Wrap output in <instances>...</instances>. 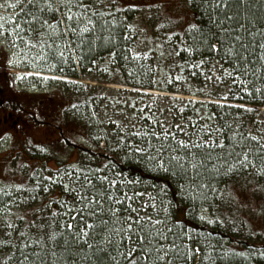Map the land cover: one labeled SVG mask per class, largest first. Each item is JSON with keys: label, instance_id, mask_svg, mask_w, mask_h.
Wrapping results in <instances>:
<instances>
[{"label": "rangeland", "instance_id": "rangeland-1", "mask_svg": "<svg viewBox=\"0 0 264 264\" xmlns=\"http://www.w3.org/2000/svg\"><path fill=\"white\" fill-rule=\"evenodd\" d=\"M116 1L123 7H133L136 12L130 23L133 39L131 53L138 63L150 69L147 76L150 79L144 83H151L152 88L132 84L134 80L115 68L110 56L95 62L79 79L51 73L56 67L48 56V45L52 44L50 37H45L47 45L43 58H40V48L26 43L33 39L34 34L26 36L25 29L15 28L19 24L23 29L17 18V0H0V16L11 18L4 25L6 31L0 35V143H3L0 144V241H8L11 245L0 244V261L10 256L6 264H15L13 261L20 257L18 251L28 240H32L31 245L35 244L36 252L41 251L35 241L43 233L31 227L33 222L44 223V232H52V226L49 228L48 225L53 220L67 219L71 222V219H87L81 212L83 206L79 196L84 192L76 173L81 169H97L100 164L96 156L87 150L90 146L86 136L88 125L81 117L73 115L70 108L72 102H83V107H88L91 116L99 122V129H107L116 139L126 133L148 141V147L144 146V142L130 144L136 149L148 150L150 155H154L153 150L159 148V140L155 138L162 137L165 131L188 141L187 134L193 131L200 133V129L207 125L214 132L213 139L221 141L220 133L215 132L218 128L209 124L207 109L188 107L186 102L174 97L231 103L227 100L231 86L235 84L232 82L235 76L225 75V71H231L218 61L198 59L185 64L186 61L179 59L174 52H165L160 41L164 35L171 43H177L176 48L181 42H186L181 38L189 30L194 16L189 0ZM11 4H17V7H9ZM16 33L22 39L17 38ZM205 64H210V67L204 68ZM146 72L141 80L146 77ZM209 76L211 79H207ZM45 77L85 86H51ZM4 112L10 114L6 119ZM82 113L88 112L83 110ZM252 133L264 145V113ZM200 134L207 141L208 136ZM191 139L199 141L196 136ZM100 146L104 148V143L101 142ZM133 157L138 160V156ZM101 169V176L117 182L120 194L126 192L133 197L131 201H125L123 207L130 203L140 216H151L153 221L163 222L156 225L152 232L162 231L169 225V228L174 227V215L170 211L173 201L166 192L156 190L150 180L136 179L134 174L116 172L111 166ZM103 170H106L105 173ZM134 193L143 195L135 196ZM224 203L244 218L241 228H235L241 240L262 245L264 190H258L249 180L239 179ZM218 215L209 210L200 211L201 220L225 227ZM7 232H11L10 237ZM21 232L26 235L22 237ZM44 239L47 240V237ZM204 242L208 246L211 240L204 239ZM124 244L128 242L124 241ZM48 250L46 244L42 251Z\"/></svg>", "mask_w": 264, "mask_h": 264}, {"label": "trees", "instance_id": "trees-1", "mask_svg": "<svg viewBox=\"0 0 264 264\" xmlns=\"http://www.w3.org/2000/svg\"><path fill=\"white\" fill-rule=\"evenodd\" d=\"M84 2L92 3L93 9L103 11L104 15L92 16L94 27L89 26L91 30L83 34L79 33V29L84 27L87 21L82 16L81 23L73 25L77 27L76 36L70 33L67 37L57 36L49 32L48 36L52 44L48 49V56L50 62L56 67L50 72L79 79L82 78V73L91 68L95 62L110 56L114 67L124 73L125 77L134 80L132 84L137 87L152 88L151 83H144L150 79L147 77L150 69L138 63L131 53L133 39L130 23L136 13L133 7H123L116 0H102L100 4H96L95 0H84ZM189 2L195 15L191 25H196V28L193 29L190 25L187 33L181 38V41L186 40V42H181L178 48L175 46L176 42L171 43L162 35L160 41L165 52L168 54L174 52L175 56L186 61L185 64L198 59L218 61L232 72L236 65L235 57L230 56L226 49L232 47L234 52H239L243 51L240 48L241 43L248 45L244 53L250 61L248 74L240 76V79L244 81L243 84L237 82L231 86L232 91L227 100L231 103L176 98L178 101L186 102L188 107H203L209 111V124H214L212 128L221 130L219 137L226 145L225 151H232L234 148L232 157L224 156L228 163H221L216 159L218 155H223L221 149H212L213 159L207 161L203 167L192 169L187 163L190 159L187 154L188 150L179 147L177 141L180 139L176 137L173 139L172 135H169L167 139L164 136L159 139L155 138L159 140L157 149L163 148L162 153H158L157 150H153L154 155H150L148 150L137 152L130 142L140 144L144 140L126 133L121 134L120 138L116 135L118 136L116 139L113 134L108 133L107 129L100 130L99 122L91 116L88 107H83L85 106L83 102L76 101L71 103L70 108L73 115L81 117L88 125L86 136L90 146L87 150L96 156L100 164L97 167L100 171L96 168L81 169L77 171L76 176L80 179L81 189L85 187L84 176H88L97 188H107V183L102 185L98 177H101L103 166L108 168L111 166L116 172L134 174L138 180H150L155 184L156 190L166 192L173 201L170 211L172 216L174 215V227L169 228V225L163 228L161 232L167 240H160V243L170 245L175 242V245H178L170 253L173 256L178 254L180 257L174 259L173 264H264V242L262 245H255L247 240L242 241L235 228H241L244 218L231 211L228 203H224L230 198L233 185L239 179L249 180L258 190H264V174L260 171V157L264 156V152L257 151L262 143L258 139L256 141L251 139V136H254L252 130L259 123L261 114L264 113L261 110L264 107V61L259 59V56L264 54V48L259 47L264 44V0H227V6L221 5L220 7L214 6V0H189ZM27 7V0L19 3L17 18L25 29L24 35L30 36L33 33L27 31V21H30L31 17L22 11V8ZM72 11L76 15L83 12L82 9L76 7H73ZM88 15L91 16V12ZM45 18H49L47 14ZM33 26H35L34 22ZM65 26L66 24L61 25V29ZM222 28L228 29V32L221 31ZM237 35L241 37L240 41H234ZM67 41H71L70 49L65 46ZM221 41H223L222 46ZM213 44L217 45V49L211 48ZM189 49L191 51H188ZM61 51L64 52L62 57L59 53ZM203 67L209 68L210 64H205ZM144 69L147 71L146 77L141 80L145 74ZM257 69L259 71H256ZM253 71L256 72L255 75H252ZM233 75L235 76V73ZM46 81L51 86L73 85L82 88L85 86L82 83L54 78H48ZM247 109H252V111ZM83 110L88 113H82ZM233 134H235L234 139ZM101 142L104 143V148L100 146ZM196 142L199 143V141ZM144 143V146L148 147V141ZM191 151L203 150L192 149ZM243 152H247L249 160L256 167L249 165L243 168L237 164L236 170L225 175L228 164H235L237 159H243L242 154L237 157L236 153ZM135 155L138 156V160L133 157ZM174 155L184 157L182 163L186 171L177 167L174 162L169 165V158ZM149 157L162 158L169 171L165 172L157 168L156 160H149ZM213 165L219 168L218 172L214 170ZM105 171L103 170L104 173ZM87 191L89 194L92 193L91 189ZM110 191L115 192L117 196L122 194L117 185ZM123 206L117 205L116 207ZM52 210L58 213L54 208ZM201 210L218 213L217 217L222 223L224 222L225 227H222L220 223L201 220ZM87 220L89 223L92 222L90 217H87ZM68 224H72L73 229L67 228ZM81 225L82 221L77 219H71V222L67 219L59 222L53 220L51 226L52 232L56 233V239L54 242H47L45 239L49 250L38 252L44 264H73V261L75 264H112L104 253H91L86 247L80 251L83 246L75 242L73 231ZM155 233L152 232V235L155 236ZM204 239L211 240L208 246ZM66 241L67 244H65ZM31 243L32 240H28L27 247L18 251L20 257L13 263L19 264L23 260L22 253H26L29 261L25 264H33V261L35 264H40V260L32 255L37 248ZM189 249L192 250L191 258L184 259ZM195 249H199V252H195ZM255 249L256 252H254ZM121 250H124L123 247ZM50 251H55L56 256H51ZM108 251L117 257L119 264H125L118 253L112 251L111 248ZM89 255L92 257L91 260L84 259Z\"/></svg>", "mask_w": 264, "mask_h": 264}, {"label": "snow or ice", "instance_id": "snow-or-ice-1", "mask_svg": "<svg viewBox=\"0 0 264 264\" xmlns=\"http://www.w3.org/2000/svg\"><path fill=\"white\" fill-rule=\"evenodd\" d=\"M21 2L22 0H17V3ZM101 2L102 0H95L96 4H100ZM27 5L28 7L22 8V11L31 17V20L27 21V31L32 32L34 35L33 39L26 43L33 48L37 46L40 48V58H43V50L47 45L45 37L49 35V32L57 36L64 35L67 37L69 33L72 36H76L77 27H74L73 25H79L82 16L83 19L87 21L84 27L79 29V32L83 34L91 30L89 26L94 27L92 16L101 17L104 15L103 11L93 9L92 3H85L84 0H27ZM221 5L227 6V0H214L215 7H220ZM8 6L15 8L17 7V4H11ZM73 7L82 9L83 12L80 15H76L72 11ZM89 12H91V16L88 15ZM45 14H47L49 18H45ZM9 19L11 18L0 16V35L6 31L4 25ZM227 19H231V17H227ZM33 22L35 26H33ZM65 24L66 26L61 29V25ZM15 28L24 31L19 24H16ZM191 28L195 29L196 25H191ZM221 31L228 32V29L222 28ZM16 36L17 38L22 39L19 37V33H16ZM240 40L241 37L239 35L234 37V41ZM222 45L223 41H221V46ZM65 46L70 49L71 41H67ZM48 47H51V45H48ZM259 47L264 48V44L259 45ZM211 48L217 49V45L213 44L211 45ZM240 48L243 51L234 52L232 47L226 49L230 56L235 57L236 65L233 67L232 72L225 71V75L233 76L235 73V78L232 82L243 84L244 81L240 79V76L248 74V64L250 61L244 54L248 49V45L241 43ZM188 51L191 50L189 49ZM63 55L64 52L61 51L60 56L62 57ZM259 59L264 61V54H261ZM9 63H11V61H9ZM200 63H204V61H201ZM256 71H259V69ZM255 74L256 72L253 71L252 75ZM37 75L39 74L37 73ZM53 78L55 79V77ZM45 79H47V77H45ZM207 79H211V77L209 76ZM217 79H219V77H217ZM247 110L252 111V109ZM176 127L180 128V125H176ZM220 131V129H215V132ZM200 133L208 136L207 141L202 138ZM200 133L193 131L191 134H187L189 135L188 141H177L179 147L188 150L187 154L190 156V159L187 163L191 168L197 169L198 167L205 166L207 161L213 159L211 150L216 148L221 149L223 154L218 155L216 159L221 163H228V161L224 159V156L232 157L234 148L232 151H225L226 145L223 141L218 142L216 139H213L214 132L207 125L200 129ZM137 135H139V133H137ZM162 135L167 139L170 133L165 131ZM192 136H196L199 143H197L196 140H192ZM232 138H235V134H233ZM173 139H175L174 136ZM251 139L256 141L258 138L256 136H251ZM192 149L203 151L193 152L191 151ZM136 151L145 152L146 149L137 148ZM162 151L163 148L157 149L158 153H162ZM173 151L175 150L173 149ZM257 151L264 152V145H259ZM241 154L243 155V159H237L235 164H228L225 175L236 170L237 164L243 168H247L249 165L256 167V165L249 160L247 152L236 153V156L239 157ZM183 159L184 157L178 155L170 156L168 163L171 165L174 162L177 167L186 171L187 169H185V165L182 163ZM149 160H156L157 168H160L165 172L169 171V168L165 166V162L162 158L157 159V157H149ZM260 163L261 174H264V156L260 157ZM213 168L215 171H219V168L216 167V165H213ZM97 171L100 170L97 169ZM83 179L85 181V187L82 189L84 194L79 196L80 203L83 206L81 212L85 213L87 217H90L92 222L89 223L87 219L82 217V225L73 231L75 242L77 244H82L83 246L80 251H83V248L86 247L91 253H104L112 264H119V261L116 256L112 255V252L108 251L109 248L118 253L125 264H149V262H151V264H173L174 259L180 258L178 254L176 256L170 255V253H172L177 247L175 242H172L170 245L160 243V240H167V237L164 236L163 232L156 231L155 236L152 235V231L156 229V225L163 223L161 220L153 221L151 216H140L137 209L132 207L130 203L127 207H116L117 205L123 206L125 201H131L133 197L129 196L126 192L117 196L115 192L110 191L117 183L115 180H109L107 176L98 177L102 185L105 182L107 183V188H97L88 176H84ZM136 182L138 183L139 181ZM87 189H91L92 193L89 194ZM133 195L142 196L143 193H134ZM152 207L154 208L155 204H153ZM129 213H135L136 215L133 216ZM53 215H55V213H53ZM201 218L203 219V217ZM211 222L212 221H209V223ZM8 227L11 228L12 225L9 224ZM31 227H34L38 232L43 233V236H39L35 241V243L41 247V250L46 247L44 237H47V241H55L56 233L54 231L44 232V223L36 224L33 222ZM48 227L50 228L51 225H48ZM67 228L73 229V225L68 224ZM6 235L10 237L11 232H7ZM20 235L23 237L26 233L21 232ZM133 238H135V240H133ZM90 240L91 242H89ZM124 241H127L128 244H124ZM0 244L6 247H11L8 241H0ZM65 244H67V241ZM24 247H27V244H25ZM122 247L124 249L123 251L121 250ZM195 252L198 253L199 249H195ZM191 253L192 250L189 249L183 258H191ZM22 255L23 260L20 261L19 264H25V262L29 261V256L27 254L22 253ZM32 255L35 256L37 260H40V264H44V261L41 259L38 252L34 251ZM50 255L55 257L56 252L50 251ZM91 258V255L84 257V259L88 260H91ZM7 259H11V257L8 256L6 257V260ZM6 260L0 261V264H6ZM33 264H35V261H33ZM73 264H75L74 261Z\"/></svg>", "mask_w": 264, "mask_h": 264}, {"label": "flooded vegetation", "instance_id": "flooded-vegetation-1", "mask_svg": "<svg viewBox=\"0 0 264 264\" xmlns=\"http://www.w3.org/2000/svg\"><path fill=\"white\" fill-rule=\"evenodd\" d=\"M2 102V100L0 99V103ZM8 116H10V114L8 113V114H6L5 112H4V115H3V117H4V119H6ZM14 124H17V121H14Z\"/></svg>", "mask_w": 264, "mask_h": 264}, {"label": "bare ground", "instance_id": "bare-ground-1", "mask_svg": "<svg viewBox=\"0 0 264 264\" xmlns=\"http://www.w3.org/2000/svg\"><path fill=\"white\" fill-rule=\"evenodd\" d=\"M177 97V96H176ZM264 109V108H263Z\"/></svg>", "mask_w": 264, "mask_h": 264}]
</instances>
